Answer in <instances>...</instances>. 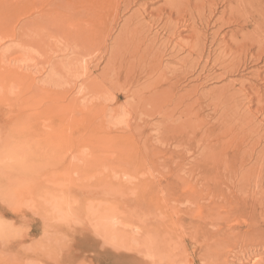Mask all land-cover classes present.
<instances>
[{"label": "rangeland", "instance_id": "1", "mask_svg": "<svg viewBox=\"0 0 264 264\" xmlns=\"http://www.w3.org/2000/svg\"><path fill=\"white\" fill-rule=\"evenodd\" d=\"M235 1L0 0V139L46 156L24 190L66 212L22 211L15 177L46 251L0 244V264H264V54L225 68Z\"/></svg>", "mask_w": 264, "mask_h": 264}, {"label": "bare ground", "instance_id": "2", "mask_svg": "<svg viewBox=\"0 0 264 264\" xmlns=\"http://www.w3.org/2000/svg\"><path fill=\"white\" fill-rule=\"evenodd\" d=\"M209 1L211 2L210 4L213 7H215L214 10L216 12V5H217V4H215L216 2L217 3L218 2L219 3H231L235 0H209ZM235 3L237 4V7L230 8V12L232 15L237 16V18H238V20H236L237 25H236V23L235 24L231 23L232 21L228 22V21H225L223 18H220L221 23L223 24V27L231 26L233 24L232 26L237 28L233 32V35L230 38V41L232 40L233 45L236 47L235 51L231 52V54L235 55L236 61L233 64L227 65L225 68H227L228 66H231V65L236 66L237 64H240V62L242 60H244V58L250 57L252 50L255 48L258 49L259 55L251 56L250 59L252 61H254L253 59H255V58H256V60L259 61L261 58L259 56L264 54V6L261 5L262 4L261 0H236ZM73 4L75 5V2ZM96 4H98V3H96ZM96 4H91L90 6H92L94 9H96L97 8ZM90 6L88 7L90 9V12H89L90 14L87 16H89V18L93 19L94 16L95 17L98 16V10H95V12H91L93 9ZM205 6H206V4L204 3V5L202 6V9L200 11V17H201L202 21H205V23H207V21H206L207 11H206ZM247 7L251 8L252 11H247L246 10ZM222 14L224 15L225 12H223ZM238 15L242 16V19H243V21L241 20L243 22L242 24H241V22H238V21H240V17H238ZM212 16H213V14H211V16L209 17V19H210L209 22H211V20H213ZM232 18H233V16H232ZM234 22H235V20H234ZM55 27H53V28H55ZM245 27H247L249 29L251 28V30L248 31L247 33H242V31ZM236 38H238V40L234 41V39H236ZM231 106H233V105H231ZM234 107H236V106H234ZM5 139H7V138H5ZM5 139H3V140H5ZM29 151H30V149H29ZM24 153L22 152L21 148H17V146L15 147L13 144L8 143L7 141L3 142L0 139V244L4 245V246L5 245H13L14 247L16 246V247L22 248V252H26V253L32 252V254L34 252L36 254V252H38V251L41 252V250H44L43 252L46 251L45 250V248H46L45 244L46 243L43 244L44 240L42 241V239H40L41 241L40 242L38 241V244L35 245L34 243H37V241L32 238L31 233H29L27 226L24 224V220L22 219V225H21L19 219L16 216H14L15 214L14 215L11 214V212H10L11 203L15 199H17V198H15V196H17L20 193L19 192L20 188H18V190H17L16 189L17 186L15 187V186H13L14 183L11 185L9 182L13 181V179L15 177H19L21 175L23 176L21 179L22 180V185H21L22 194L25 193V195L27 196V194H28V196H27V198H23L24 196L21 197L22 195H20V198L23 199L21 208L22 209L24 208L25 212L26 211L32 212V213L35 212L36 215L40 214V213H38V211H36V210H39L38 209L39 207H37L39 204L36 206L37 202L35 201V198L40 199V203H41V205H39L40 207H42L43 206L42 203H44L48 206V207L46 206L48 209L53 210V211L57 210L58 211L57 213H62L63 209L59 210L61 207L58 209V207L60 206V205H58V203L60 201L57 198H55L53 195V192L56 190V188L58 189L57 186H56V188L49 187L46 190V189H42V187L38 183V185L41 187L40 190H38L37 188H36L37 190L35 189L36 191L33 188L34 191L31 190V192H29L30 191L29 189H28L29 191L24 190L25 178L28 179L29 181L32 179L34 180V177H32V179H29L27 176L32 175V173L34 174V171L35 172L39 171L41 169L42 164H44L45 160H46V158H44L46 156H44V157H41V156L29 157L28 156L27 157V156H25ZM40 153H42V152H40ZM41 161L42 162L44 161V162L39 163ZM4 170H6V171H4ZM2 171L7 173V174L4 173L1 176ZM43 172H45V171L40 170V173H38L40 175V177H42ZM39 175H37V178ZM205 177H206V175H205ZM61 180H62V178H61ZM15 182H17V181H15ZM59 182H61V181H59ZM59 182H58L57 178H55L54 181L48 180V179L46 181V183L49 186L51 184L52 185L58 184V186L63 184L62 182L61 183H59ZM19 183H21V182H19ZM26 183H28V182H26ZM38 185L36 187L39 188ZM66 185L63 184L62 186H66ZM44 186H45V184H44ZM50 188H52V189H50ZM59 190H60V188H59ZM56 195H58V194H56ZM12 198H15V199L12 200ZM59 198H60V196H59ZM60 200L62 201V198H60ZM88 202H90V201H88ZM14 203H15V201H14ZM24 209L22 211H24ZM39 212H42V209ZM46 212L48 213V211H46ZM84 213H85L86 217L89 219V221L94 220L95 217H99V219L102 218L101 220H103L104 225L107 226L112 231L116 229L117 224L118 225L120 224L119 221L116 218H114L115 216L109 215L108 212L106 213V212L102 211L97 205L96 206L94 205V202H93V204L89 203L85 206V212ZM65 214H66V212H65ZM61 216H64V214ZM66 217H68V216L66 215ZM56 221H58V220L56 219ZM38 254H39V252H38Z\"/></svg>", "mask_w": 264, "mask_h": 264}]
</instances>
